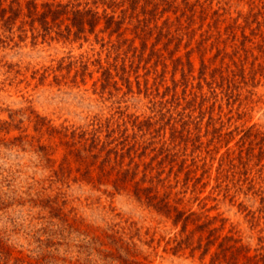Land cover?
<instances>
[{
    "label": "rangeland",
    "instance_id": "obj_1",
    "mask_svg": "<svg viewBox=\"0 0 264 264\" xmlns=\"http://www.w3.org/2000/svg\"><path fill=\"white\" fill-rule=\"evenodd\" d=\"M0 264H264V0H0Z\"/></svg>",
    "mask_w": 264,
    "mask_h": 264
},
{
    "label": "trees",
    "instance_id": "obj_2",
    "mask_svg": "<svg viewBox=\"0 0 264 264\" xmlns=\"http://www.w3.org/2000/svg\"><path fill=\"white\" fill-rule=\"evenodd\" d=\"M44 7V11L41 13V16L43 18V21L46 22V18L51 17L53 20H56L60 17V15L63 13V10H66V6L65 5H61V4H57L56 8L53 9V3H45L43 5ZM37 6L35 5L34 9L31 11V13L33 14L36 11ZM64 8V9H63ZM90 11L88 10L87 12L85 11H81V10H74L72 11V25L78 28V31H83L85 28V25L88 23L91 26H94L95 24H97L101 17L97 15V13H93L90 16V19L87 20V15H89ZM114 16H110L109 18H107V27H110L112 24L116 25L117 27H119L121 24V22L115 21L114 20ZM117 29V28H116ZM125 177L122 180H125ZM120 180V179H119Z\"/></svg>",
    "mask_w": 264,
    "mask_h": 264
}]
</instances>
